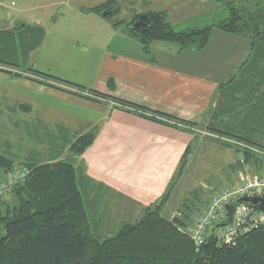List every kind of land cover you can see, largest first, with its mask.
<instances>
[{
    "label": "crops",
    "instance_id": "0c3cea01",
    "mask_svg": "<svg viewBox=\"0 0 264 264\" xmlns=\"http://www.w3.org/2000/svg\"><path fill=\"white\" fill-rule=\"evenodd\" d=\"M81 7L86 6L76 7L79 25L93 24L95 34H100L99 44L84 47L94 52L98 61L95 65L85 64L91 77L75 83L84 87L87 96L43 82H55L53 77L68 80L64 76L27 68L19 71L0 63V123L4 120L1 125L6 128L1 131L13 135V139L5 137L0 142V155L14 159L16 166L74 160L93 228L102 235H111L125 223L140 218L131 221L111 217L108 206L112 203H107V198L113 204L120 203L119 199L129 200L136 205V215L161 202L188 146L192 150L197 141L196 132L208 131L204 125L217 103L220 84L235 74L236 63L247 56L249 49H241L244 56L231 62L229 55L234 52L225 49L222 59V47L208 46L211 39L201 50H181L175 43L160 41L152 46L153 60L144 53L139 40L126 32L124 24L114 26L105 15L88 13ZM20 14L0 4V30L25 25L45 30L41 21L23 22ZM9 22L19 25L9 27ZM110 79L114 80V88L109 85ZM22 89L28 93L23 95ZM116 98L195 124L174 126L162 116L153 118L150 113L146 116L123 107ZM89 132L96 133L95 139L79 157L71 146ZM28 142H33L31 147ZM175 185L161 212L171 200Z\"/></svg>",
    "mask_w": 264,
    "mask_h": 264
},
{
    "label": "trees",
    "instance_id": "16d2710c",
    "mask_svg": "<svg viewBox=\"0 0 264 264\" xmlns=\"http://www.w3.org/2000/svg\"><path fill=\"white\" fill-rule=\"evenodd\" d=\"M213 1L221 6L223 15L211 23L204 24L196 18L197 25L177 29L166 10L151 9L134 14L129 21L113 20V25L125 23L129 27L126 32L137 37L144 53L153 60L155 41L175 43L181 50H201L208 45L214 28L245 38L250 45L249 52L235 74L220 84L217 103L205 127L219 136L224 145L235 147L247 162L256 165L262 162L259 150L264 151V0ZM81 9L115 17L120 13L121 4L119 0H106ZM44 38L45 30L39 26L1 29L0 63L20 69ZM109 85L115 87L113 79ZM117 100L123 107L173 121L174 126L195 124L130 101ZM95 136V132L80 135L71 146L72 152L81 155ZM190 152L191 145L161 202L147 208L138 221L125 223L111 235H102L93 228L79 189L74 160L21 165L28 167L31 174L9 194L0 197V264H264V224L231 244H219L213 236H208L197 246L187 233L179 230L178 223H190L195 212L201 210L200 206L196 207L203 204L198 191L185 199L180 216L171 219L161 212L162 204L185 169ZM15 164L14 159L0 155V180L18 167ZM240 164L239 161L236 166ZM9 195L16 196L17 205H10ZM192 206L196 208L194 211L190 210Z\"/></svg>",
    "mask_w": 264,
    "mask_h": 264
},
{
    "label": "rangeland",
    "instance_id": "374dc122",
    "mask_svg": "<svg viewBox=\"0 0 264 264\" xmlns=\"http://www.w3.org/2000/svg\"><path fill=\"white\" fill-rule=\"evenodd\" d=\"M102 1L106 0H0V4H2L5 9L14 13L21 12L20 15L24 20L23 22L37 24L41 21L45 28L46 36L42 45L33 53H30L26 62L27 64H23L21 68H31L58 76H64V78H67L70 82H74V84L69 85L57 81H55V83L53 82L54 80L50 81L48 79L42 81L44 84L54 85L76 95L87 96L88 93L86 90L80 88L77 82H82L79 80H86L91 77V73L87 71L88 69L85 70V64L92 63L95 65L98 61L95 58L96 54L92 51L85 50L84 47L87 45L93 47L99 44L98 40H100V34L99 32L95 34L97 28L93 24H86L85 26L79 25V15L77 14L76 7L77 5L86 7L93 6ZM59 2L62 5H57ZM119 2L121 4L120 13L115 17H106L108 21L116 19L123 20V18L124 21H129L136 13L138 14L152 8L158 10L166 8L165 10L170 13L169 19L173 26L177 29H183L191 25H197L198 21L196 18L202 23H211L223 15L221 14V6L213 0H119ZM63 14H66L65 18L62 16ZM106 19L104 20L107 21ZM16 23L13 26L19 25ZM7 25L13 27L10 22L7 23ZM121 25L119 24L118 27H121ZM124 27L125 30L129 28L125 23ZM135 39L138 41L137 37H135ZM244 39L245 38L241 36L229 34L219 28H214L211 42L208 46L222 47V59L226 56L225 49L234 52L229 56L232 59L231 62L233 58L237 62L241 56H244V51L250 48V45ZM155 42L160 43V41ZM166 43L169 45L171 42ZM243 48L244 51H241ZM1 56H3V53L0 52V57ZM4 57L11 60L9 58L10 56L7 57L4 55ZM212 60L214 59L212 58ZM241 61L236 63L237 69ZM12 73L18 75L16 74L17 72L12 71ZM76 78L80 79L77 80ZM49 81L51 83H49ZM22 90L23 95L28 93L25 89ZM1 123H4V120H2ZM1 123L0 131L1 129L6 130ZM204 126H206V124ZM196 133L198 135L197 141H195L189 153L185 169L176 181L171 200L167 204L165 211H162L164 215L171 219L180 216V208L185 199L190 196L191 193L198 191L203 204H196V207L200 206L201 210L195 212L192 220L189 221L191 223L208 207L207 204L215 193L217 194L225 186L233 185L246 178L258 179L264 177V151L259 150L258 152L257 149H254L262 155V162L256 165L251 164L245 160L244 154L237 152L235 147L224 145L219 136L209 130H200ZM5 137L8 139L12 137L13 139V135L1 131L0 142H4ZM224 140L229 141L227 138H224ZM28 144L29 147H31L33 142H28ZM37 147H39V144ZM239 161L241 162L240 166H236V163ZM7 200L11 206H15L18 203L14 195L7 197ZM206 200H208L207 203H205ZM108 202H110V204L112 203L111 206H108L110 211H112L110 216L115 219L136 221L145 213L141 211V213L139 212V214L136 215V205H133L129 200L119 199L120 203L116 202L113 204V202L107 198V203ZM195 209L196 208L193 209V206L190 208L191 211ZM179 225L178 223V226Z\"/></svg>",
    "mask_w": 264,
    "mask_h": 264
},
{
    "label": "built area",
    "instance_id": "2783aa9c",
    "mask_svg": "<svg viewBox=\"0 0 264 264\" xmlns=\"http://www.w3.org/2000/svg\"><path fill=\"white\" fill-rule=\"evenodd\" d=\"M31 174L26 166H18L9 171L0 180V197L9 194L18 183L25 182ZM264 198V177L253 179L246 178L233 185L225 186L207 204L192 223L180 224L179 230L187 233L197 246L204 243L206 237L213 236L219 244L234 243L238 237L249 233L264 224V210L252 202L237 203L241 197ZM228 204H235L232 219H228Z\"/></svg>",
    "mask_w": 264,
    "mask_h": 264
},
{
    "label": "water",
    "instance_id": "95a60500",
    "mask_svg": "<svg viewBox=\"0 0 264 264\" xmlns=\"http://www.w3.org/2000/svg\"><path fill=\"white\" fill-rule=\"evenodd\" d=\"M252 202L253 204L257 205V207L261 210H264V198L262 197H241L240 199H238L237 203H241V202ZM234 208H235V204H228L227 205V209H228V219L226 221H224V224H227L231 221L232 216H233V212H234Z\"/></svg>",
    "mask_w": 264,
    "mask_h": 264
}]
</instances>
